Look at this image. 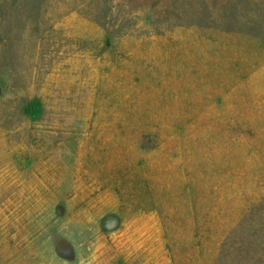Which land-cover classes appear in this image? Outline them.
<instances>
[{
    "label": "rangeland",
    "instance_id": "rangeland-1",
    "mask_svg": "<svg viewBox=\"0 0 264 264\" xmlns=\"http://www.w3.org/2000/svg\"><path fill=\"white\" fill-rule=\"evenodd\" d=\"M0 264H264V0H0Z\"/></svg>",
    "mask_w": 264,
    "mask_h": 264
}]
</instances>
